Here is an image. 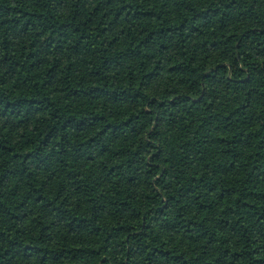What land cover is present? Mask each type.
Masks as SVG:
<instances>
[{"label":"trees","instance_id":"1","mask_svg":"<svg viewBox=\"0 0 264 264\" xmlns=\"http://www.w3.org/2000/svg\"><path fill=\"white\" fill-rule=\"evenodd\" d=\"M0 264H264V0H0Z\"/></svg>","mask_w":264,"mask_h":264}]
</instances>
